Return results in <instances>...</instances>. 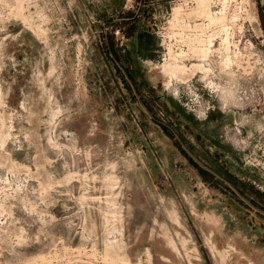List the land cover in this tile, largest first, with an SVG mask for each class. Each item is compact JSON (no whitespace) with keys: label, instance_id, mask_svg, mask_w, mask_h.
I'll return each instance as SVG.
<instances>
[{"label":"rangeland","instance_id":"rangeland-1","mask_svg":"<svg viewBox=\"0 0 264 264\" xmlns=\"http://www.w3.org/2000/svg\"><path fill=\"white\" fill-rule=\"evenodd\" d=\"M0 264H264V0H0Z\"/></svg>","mask_w":264,"mask_h":264},{"label":"bare ground","instance_id":"bare-ground-1","mask_svg":"<svg viewBox=\"0 0 264 264\" xmlns=\"http://www.w3.org/2000/svg\"><path fill=\"white\" fill-rule=\"evenodd\" d=\"M204 5V4H203ZM206 6H204V8L202 9V11H201V13L202 14H204V15H207V17L209 18V11H208V9L207 8H205ZM209 7V6H208ZM177 11V10H176ZM178 12H179V10H178ZM181 12H179V14H180ZM181 15V14H180ZM182 17H183V14H182ZM216 17V16H215ZM219 17V16H218ZM224 17V16H223ZM205 18V17H204ZM219 19V18H218ZM178 20V19H177ZM212 20V19H211ZM222 20H224V18L222 19ZM174 22V21H173ZM176 22H178V21H176ZM211 22V21H210ZM223 22V21H222ZM212 23V22H211ZM220 23V22H219ZM224 23V22H223ZM210 25V24H209ZM209 25H208V27H209ZM225 26V25H224ZM200 27H203V24L201 23L200 25H199V28ZM195 28V27H194ZM198 28V29H199ZM195 29H197V28H195ZM200 30V29H199ZM202 30V29H201ZM204 31V30H203ZM203 34H204V32H203ZM206 35V34H205ZM208 35V34H207ZM185 36V35H184ZM201 36H202V34H201ZM206 37V36H205ZM193 40V39H192ZM212 42H213V40H211V39H209V44L211 45L212 44ZM206 46H207V44H206ZM211 47V46H210ZM211 49V48H210ZM204 50V49H203ZM202 50V51H203ZM211 51V50H210ZM205 52V51H204ZM207 53V52H206ZM177 55H179V54H177ZM206 55L207 54H205V57H206ZM174 66V65H173ZM170 74H178L177 73V71L175 70V69H173L172 67H170Z\"/></svg>","mask_w":264,"mask_h":264}]
</instances>
